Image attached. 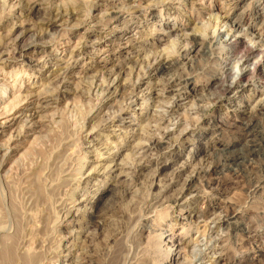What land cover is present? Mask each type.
<instances>
[{"label":"rangeland","instance_id":"obj_1","mask_svg":"<svg viewBox=\"0 0 264 264\" xmlns=\"http://www.w3.org/2000/svg\"><path fill=\"white\" fill-rule=\"evenodd\" d=\"M18 1L5 0L4 3L2 0L0 1V53L2 51L5 53L0 59V70L4 69L5 72L0 76H9V84L15 81L17 88L22 85L23 88L42 89L48 93H55L60 88L57 82V77L60 75H63L64 78L66 76L68 85L63 88L65 92L61 101L57 103L55 111L53 110L56 114V121L60 122H50V115H48L47 120L40 126L34 125L30 128L25 133L28 136L17 142L30 145V147L26 146L27 149L23 148L16 153L13 152L15 142L8 146L9 134H15L16 132H13L15 130L25 129L21 121L15 123L7 132H2L0 129V155L3 157L0 156V263L3 261L4 252L9 249L15 253H11L13 260L9 259L11 262L8 261V264H178L179 255L176 251L171 250L169 254L165 252V247L174 242L165 240L166 243H161L158 237L149 236L144 228L145 224H158L155 226L157 227L156 233L162 232L163 239L168 235L176 240V243L180 238L177 233L182 230V223L185 222L182 218L183 213L194 208L202 212H212L210 209L215 204H219L217 212H247L244 213V216L245 220L247 219L249 230H240L237 234H233L226 226L211 223L205 233L199 234L191 225L189 236L197 239L186 246L187 253L191 256V261L187 264H208L209 260H217V264H246L245 261L253 258L255 249L264 245V105L260 109L259 105H254L258 98L255 97L256 93L261 92L260 89L263 88V85L251 83L245 89H239L237 93H228V98L224 101H217L220 90L214 88L216 84L211 82L212 77L220 71L221 59L218 53L221 48L216 43L215 36L212 37V45L209 43L207 47L203 48L201 44H195L187 59L152 79L153 82L158 80L161 83L167 80L181 82L184 77L189 75L191 76L189 86L197 87L198 94L200 97L202 96L201 101H197V97L186 98V96L180 95L175 99L178 107L175 111H171L166 98H155L156 93H162L158 89L155 90V93L153 90L149 100L141 98L137 101L136 113L131 118L135 121L136 130L141 132L140 135H143H141L142 140L139 139L140 142L146 143L145 136L154 132L159 134L164 127L173 133L174 137L178 136L179 130L182 128L187 130L178 144L163 143L161 145L160 151L155 154V157L159 155V166L152 164L135 178H132L131 174L125 173L121 174L118 181L112 176H108L106 179L102 176L98 178L99 180L105 179L108 183L112 182L114 186L117 183L116 196L119 194L118 190L125 187L124 194L118 199L114 208L111 206L112 202L105 204L107 194L97 205V209L105 207L107 211L105 218H94L90 215L94 209L90 204H84V199L90 200L93 204L104 188L100 187L98 190V186L94 185L93 178L86 182V180L79 179L78 172L73 173L79 165L76 158L79 157L78 151L80 152V150H77V147L80 149V145L74 146L70 150L68 144L75 145L77 141L82 140L80 123L82 125L85 122V129H89L92 124L97 125V123L100 125L99 127H102L100 119L103 118V113L108 111L106 113L108 115H120V112L124 111L125 106L127 107L131 100L129 99V88L124 90L123 94L120 90L119 94L111 97L104 95L103 98H100L99 92L93 91V87L90 88L93 86L92 82L94 85L97 82L104 84L108 82L106 74L104 76L97 72L100 66L95 65L96 59L99 56H107L108 52L105 51L107 48L118 50L120 37L134 35L137 38L142 35L148 39L143 42L139 41L140 43L136 45L133 52L121 49L111 53L110 65L118 62L129 65V57L135 59L138 56H147L149 58L161 49L175 54L184 50L185 47H189L187 33L196 32L201 41H204L207 36H213V28L206 32L204 29L198 28L186 29L187 26L193 27V22L199 24L198 26L208 25L212 15L220 16L218 21L221 19L224 22L227 21L228 23L225 25L230 28H234L236 21L241 19L239 30L242 34L256 33L261 22L264 21V0H153L150 5L142 3L141 7H137L139 9L133 7L130 9L131 4L128 3L129 5L123 8L124 11L118 18L100 22L98 25L92 20L93 17L96 18L97 15L106 13L108 7L115 2L122 5L131 0H39L33 6L40 10L34 11L25 8L22 17L19 16L22 8L19 7ZM79 1L83 3L78 6ZM47 5H61L69 8L77 6L75 8L80 9L79 15L72 17L67 22L62 19L52 20L47 28L48 25H44L45 19L50 17V14L44 9ZM27 14L28 17H26ZM210 14H212L211 17ZM13 22L22 23L21 26L30 27L31 30L29 28L16 40L15 36L21 27L12 28ZM166 23L173 25L175 30L170 29ZM89 30H94L96 33L99 31L98 34L101 33L102 36L96 41L86 39ZM208 31L209 35L205 36ZM160 35H163L166 41H158L156 37ZM33 39L39 50L30 49L28 55L29 58L34 59L33 63L39 61L41 66H35L32 69L31 66L21 62H13L14 47L18 43H30ZM171 40L174 44L170 42ZM43 41L46 43L45 46L40 45ZM71 49H74L75 54H78V51H81L82 54L74 56L77 62L70 61L71 63L67 64L66 60L70 59ZM4 57L9 58L2 60ZM131 63H133L132 60ZM145 65V63L142 64L139 68L140 71L138 70L140 76L147 69ZM260 68L264 69V63L260 65ZM125 72L127 73L126 68ZM135 77V73L129 77L125 76L131 83L136 80ZM98 78L106 80V82L98 80ZM147 81L148 78L145 76L143 80L140 79L135 84L139 97L150 92L147 87L151 85L152 81L148 84ZM3 92L8 93L4 90L0 93L3 94ZM22 93H24L23 89ZM9 95L5 98L6 100H9ZM141 102L142 106L148 105V109L142 111L143 114L139 110ZM198 109H201L200 119L198 124L194 125L190 114L197 115L194 111ZM45 112L47 114L48 111ZM149 112L156 113L155 118L162 117L161 120L158 122L146 120V115ZM184 113L186 114L183 116ZM218 115H222L224 120L221 128L215 131L211 128L212 121L214 116ZM124 116L130 117L128 114ZM73 121L75 122L73 123ZM251 121L255 123L254 127L247 129L244 123ZM157 123L159 124L157 125ZM74 124L76 125L74 126ZM159 125L163 128L158 129ZM86 132L81 131L83 135ZM112 134L115 135L111 136L109 140L112 148L103 145L105 146L103 147L104 151L111 152L109 154L110 161L114 159V162H120L124 154L129 152V158L125 157L127 159L125 160L131 169L145 164V160L148 158L141 157L142 155L135 151H131L133 156L130 154V147L138 141V137H125L124 133L119 130ZM34 137H36L35 141ZM67 137L73 138V141L66 144L69 140ZM195 138H200L199 145L201 148L205 147L204 150L196 148L198 142ZM117 140L118 143H115L114 141ZM203 141L215 144V150L212 146H204ZM96 142H100V140H96ZM228 142L232 143V150H235L234 153L231 152L232 155L229 154L232 159L229 158L226 161L223 169L214 172L213 165L224 162L219 149ZM118 145H121L122 148H117ZM25 149L27 151L23 155L24 157L20 156ZM174 150H178L180 153L178 157L172 159L171 155ZM88 161L89 163L83 170V179H86L89 168L92 166L90 158ZM123 162L125 161H121V163ZM159 169H162V172L158 175ZM200 171L202 173L198 174ZM118 172L116 171V173ZM70 178H74V180ZM190 181V188L187 189ZM256 185H259L258 192L254 190ZM94 195L95 197H93ZM74 199H77L76 207H73ZM70 206V210L73 212H68L65 215ZM165 206H168V216L161 219L158 215L159 212L155 211H159ZM77 208H79L78 212H76ZM181 209L183 210L180 211ZM141 210H144L145 216L143 215L140 222L128 225L124 216H135ZM70 220L74 222L69 223ZM165 229L169 231L165 232ZM70 231L71 234H69ZM254 264H264V257L259 256Z\"/></svg>","mask_w":264,"mask_h":264},{"label":"bare ground","instance_id":"obj_2","mask_svg":"<svg viewBox=\"0 0 264 264\" xmlns=\"http://www.w3.org/2000/svg\"><path fill=\"white\" fill-rule=\"evenodd\" d=\"M4 1L5 0H2V3H4ZM37 1H39V0H19L18 1L19 2L18 5H19V7L22 8L21 9V14H19V16L20 17L23 16L22 15V12H23V10L25 8L32 9L34 11H39L40 10L39 8L37 9V8H35L33 6ZM42 1H44V0H42ZM152 2H153V0H131L129 2H126V4H122V5L117 4V2H115V3H113V5L111 4L108 7L109 9H108V11H106V13H103V15H97V17L96 18L93 17L92 20L95 21L96 25H98L100 22L107 21V20H114V19L118 18V16L122 13V11H124L123 8L125 6H127V5H129V4H131V6H129V8L132 9V7L133 8L141 7L142 3H146V5H150ZM81 3H83V2L82 1H79L77 3V5L78 6L81 5ZM75 7H77V6H75ZM75 7L74 8H69V7H66V6L63 7L61 5H54V6L47 5L44 9H46V11L50 14V17H47L45 19L44 25L45 24L48 25L47 26V28H48L49 25L52 23V20L62 19V21H66V22L68 20H71L72 17L79 15L78 14V11L80 9L77 10ZM137 9H139V8H137ZM151 14H154V13L151 12ZM211 15L212 14H210V17H211ZM216 15L215 16L212 15L213 17H211V20L209 21L208 25L206 24L205 26H203V25L202 26H198L199 24L197 25L196 23L193 22V24H194L193 27L187 26V28H186V29L198 28V29H201V30L204 29L205 32L207 30H210V28L211 29L213 28V30H212L213 36H207V35H209V31H208L207 32L208 34L206 33V35H205V36H207L205 38V40L204 41H201L200 36H198L196 34V32L195 33H193V32L187 33L186 35L188 36L189 42H190L189 45L187 44L189 47H185L184 50L178 51L175 54L174 53L166 52L164 49H161V50H158V53H156L155 55H153L152 57H149V58H147V56L146 57H139L138 56V57H135V59H133L132 57H129L128 58V62L130 61L129 62L130 63L129 65L123 64V63H119V62L116 63V64H114V65H110V61H112V59L110 57L111 56V53L118 52L121 49H126L127 52H129V51L130 52H133V50L135 49V47H136L137 44H139L141 41L143 42L145 39H148L147 37H143L142 35L141 36H138L137 38L134 37V35H133L132 37H128V36L127 37L126 36L120 37V40L118 42V48H119L118 50H113V49H111V47L110 48H107V49H105V51L108 52L107 56H105V57L99 56L96 59V64L95 65L98 64V66H100V69L97 72L101 73V75L104 74V76L106 74V78H108V82L105 83V84L102 83V82L101 83H98L97 82V83H95V85L92 82L91 84L93 86L90 85L91 86L90 88L93 87L92 88L93 91L95 90L96 93L99 92V95H101L100 98H103L104 95H106L107 97H111V96H114L116 94L121 93V91H122V94H123V91L129 88L130 89L129 99H131V100L128 102L129 104L127 105V107L125 106L124 111L123 112H120V115H112V114H111L112 116L110 114L108 115V114H106L108 112L106 110L107 112L103 113L102 114L103 115L102 116L103 118L100 119V121H102V124L100 123L102 125V127H99L100 125L97 123V125L96 124H94V125L92 124L89 129H85V122L81 120V122H84L81 125V123L79 121H77V122L80 123L81 131L84 130V131H87V132H86V134L83 135V133H81V131H80V135H81V139L82 140L77 141L75 143V145L68 144L73 138L70 139V138L67 137V139H69V140L66 142V144H68V148L70 150H72V148H74V146L76 147L77 145L78 146L80 145L79 146L80 149H78V147H77V150H80V152L78 151L79 157L76 158L79 161V163H78L79 165L76 164V165H78V168H76L73 173L78 172V175L80 174V177L78 176L79 179L80 180H86V182H88L91 178H93L94 183H95L94 185H97L98 186V188H97L98 190L100 189V187H103L104 188L103 189L104 191L101 193L100 196L96 197V199H95V201H94L93 204H92V202H90V200H87V199L86 200L84 199V201H83L84 204L85 203L86 204L88 203L94 209L93 211L91 210L92 212L90 213V215L93 216L94 218H103V217L105 218V216H106V212L107 211L105 210V207L104 206H103L104 208H101V209L98 208L97 209V205L100 203V201L102 200V198H103L104 195L107 194V197L105 198V200H106V203L105 204H110L112 202L111 203V206H112V208H114L115 204H117V202H118V199H120V197L125 192V189H124L125 187H124L123 189L118 190L119 191V194H118V196H116V191H117L116 189H117V186H118L117 183L114 186L112 182H110V183L106 182L105 181L106 177L112 176L113 179H116L118 181L119 178H121L120 177L121 174L122 173H125V174H129V175L131 174L132 178H135V177L139 176L141 174V172L145 168H147L148 166H150L152 164H155L156 166H159V155H156V157H155V154H157V152L160 151V149L162 147L161 145L163 143H169V145L170 144L173 145L174 143H177L178 144L179 141L182 140L181 137H183V134H184L185 130H187L186 128H184V129L182 128L181 130H179L178 136L176 135V137H174L175 135L173 136V133H171L167 128L165 129V127H164V129H162L163 127L161 128V126L159 125L158 129H162V132L161 133L157 134L156 132H154V133L149 134V135L147 134L148 136H145L144 137L146 143L140 142L139 139L142 140V136L143 135L141 134L142 135L141 136L140 135L141 132H139L138 130H136L135 121L131 117L134 116V114L136 113L137 101H139V99H141V98H143V100H149L151 98L150 97V94L153 92V90H154V93H155V90L157 91V89H158V91L160 90L162 93H159V92L156 93L155 98H158V99L160 97H161V99L166 98V101L170 104L168 107L171 108V111H175L176 107H178V103L176 102L175 99H176V97H178L180 95L186 96V98L189 97V96L192 97V98H196L197 97L196 98L197 101H201V97L202 96L200 97V95L198 94L197 87H195V86L194 87H190L189 86L190 85L189 84V80L191 79V76H189V75H187L186 77H184L183 81H181V82H178V80L177 81L176 80H167L166 82L161 83L158 80L157 81H154V82L152 80L153 78H156V76H159L160 74H164L166 71L171 70L174 66L178 65L180 61H183L184 59H187V57H189V54H190L191 49L194 47L195 44L196 45H197V43L198 44H201V46L203 48H205V47H207V44H209V43H211V45H212V43H213L212 37L214 38V36H215L216 43H218L220 45L221 51H219L218 56L221 59V62H220L221 63V67H220L219 73L212 77V82H211V83L216 84V86L214 88H216V89L218 88L220 90V94L217 97V101H219V102L224 101L226 98H228L227 97L228 93H230V92H236L237 93V92H239V89H245L251 83H255V84H259L260 83L261 85H263V88L260 89L261 92H257L256 93V96L255 97H258V98L255 100L256 103L254 105H256V106L259 105V109L262 108V106L264 105V69H261L260 68V65L264 63V21L261 22V26L259 27V30L256 33H254V32H252V33L247 32L248 34H245V33L242 34L240 32V30H239L240 27H241L240 26L241 25L240 24L241 19H239L238 21H236V23L233 26L234 28H230L227 25H225V24L228 23L227 21L224 22L223 19H221V21L220 20L218 21V19H219L220 16H216ZM80 16H81V13H80ZM26 17H28V14H27ZM78 18H79V16H78ZM24 20H26V19H24ZM21 21H23V20H21ZM13 23L14 24H13L12 28L21 27L19 29V33L15 36L16 40L18 39L19 35H22L26 31H28L29 28H30V27L29 28H26V27L21 26L22 23H20V24H17V22H13ZM166 25H168L170 27V29L175 30L172 27L173 25L171 26V24H169V23L168 24L166 23ZM30 30H31V28H30ZM201 30H199V31H201ZM98 33H99V31H98ZM98 33L94 32V30H89L88 33L86 34V39L95 40V41H96V39L99 40L100 39L99 37L102 36V34L101 33L98 34ZM153 38L155 39V37H153ZM156 39H158V41L160 40L161 42L163 40H165L163 35L157 36ZM170 42H172L174 44V42L172 40ZM34 43H35V41L33 39L32 42H30V43H24V42H22V43H18L16 46L14 45L15 47H14V55L12 57V61L13 62H21L24 65L31 66L32 69H34L35 66H41V64H39V61L37 63H33L34 59L33 58H29V55H28V52H29L30 49H32V50H39V49H37V47L35 46L36 44H34ZM45 44L46 43L44 41L42 43H40L41 46H45ZM74 47H77V46H74ZM4 54L5 53L3 51L0 53V59H1V57L4 56ZM78 54H82V52L81 51H78ZM78 54H75L74 49L73 50L71 49V51H70V59L68 58L69 60H66L67 64L71 63L72 61L73 62H77L76 59H75L76 57L74 58V56L75 55H78ZM209 55H211V54H209ZM9 56H11V55H9ZM8 58L9 57H6V58L4 57L2 60H8ZM131 60L133 61V63H131ZM205 61H206V59H205ZM144 63L146 64L145 66H147V69L140 76V73L138 72V70H139L140 66L142 64H144ZM125 68H126L127 73L125 72ZM4 72H5L4 69L0 70V75L1 74H4ZM46 72H47V70H46ZM125 73H126V75H125ZM134 73L136 74V77H135L136 80L131 83V82L128 81L127 78H125V76L128 75V77H129V75H132ZM39 75L42 76L41 74H39ZM53 75H54V73H53ZM145 76L148 78L147 84L150 83V81H152L153 83L151 82V85H149L147 87L148 91H150V92L147 91L149 94L146 93V95H144L142 97H139V94L136 91L137 90V87L135 86V84H137V81H139L140 79L143 80V78H145ZM47 78H49V77H47ZM65 78H66V76H65ZM65 78H64L63 75H60V77H57V79H58L57 82L59 83L60 88L55 93H51V92L48 93V91L47 92H44V91H42V89H40V90H34L32 88H29V87H27L29 89H27L25 87L23 88L22 85H20L19 88H17V83L15 81L12 82L11 84H9V79H10L9 76L8 77L0 76V92L3 91V90L8 92V93L3 92V94L0 93V129H1L2 132H5V131L7 132L15 123L20 122V121L24 124L23 126L25 127V129H22V130L19 129V130L13 131V132H16L15 134H12V133L9 134L10 136H9V139H8V146H10L11 144H14V142H15V146L13 147V152L18 153L20 150H23V148H26L27 149L28 147H30V145H28V144H25V143L21 144V143H17V142H20V140L23 137H27L28 134L25 135V133L30 128L34 127V125L40 126L42 122L46 121L47 120L46 117L48 115H50V118H49L50 119V122H52V123H59L60 122L59 120H58L59 122L56 121V118H55L56 117V114L54 112L55 111L54 109L56 108L57 103H59L61 101L62 95L65 92L63 90V88L66 85H68V79L66 80ZM102 79H104V78H102ZM102 79H99L98 78V80H102ZM102 81H105L106 82V80H102ZM80 83H82V82H80ZM214 84H213V86H214ZM57 88H58V85H57ZM22 89L24 90V93H22ZM92 89H90V90H92ZM142 93H143V90H142ZM8 94H10L9 95V100H6L5 98L7 97ZM127 95H128V93H127ZM15 101H17V102L16 103H13ZM192 101H193V99H192ZM248 101H250V100H248ZM140 105H141V107L139 108V110H141V113H142V111L144 109L145 110L148 109V105H146V104L144 105L143 104L144 106H142V102H141ZM112 107H114V106H112ZM168 107H167V109H168ZM109 108H111V107H109ZM45 111H48L47 114H46ZM110 111H112V110L110 109ZM200 111H201V109H198L197 111L195 110L194 112L197 113V115H195V116H192V114H190L191 115V119H192L194 125H195V123L198 124V122H199V119H200L199 115L201 114ZM194 112H192L193 115H194ZM252 112L254 113V111H252ZM114 113H116V112H114ZM189 113H191V112H189ZM125 114L130 115V117H125L124 116ZM155 114L149 112L148 115H146V120L149 119V121L150 120L151 121L152 120H156L157 122L160 121L162 117L155 118ZM185 114L186 113H184L183 116ZM249 118H251V117H249ZM187 120H188V118H187ZM223 120H224V118H223L222 115L214 116L213 121H212L213 124H212V127L211 128L213 130H215V131L219 130L221 128V124L223 123ZM252 121H255V120L252 119ZM252 121L251 122L244 123L246 125L245 127L247 129H250L255 124ZM74 122L75 121H73V123ZM159 123L161 124L162 122H159ZM159 123H157V125ZM193 124L191 123V125H193ZM75 125L76 124H74V126ZM53 126H56V125L53 124ZM113 127H118V128L117 129H115V128L113 129ZM116 130H119V131L123 132L124 135H125V137H138V141H136L130 147L131 148L130 154L131 153L133 154V152H131V151H135V153H140L142 155L141 157L148 158V159L145 160V164L144 165H142L141 167H138V168L135 167V168L131 169V167H129L127 165V163H126V160L127 159L125 158V157H128L129 158V155H128L129 152L125 153L124 154V157H122L123 159L121 161H125L123 163H121V161L120 162H114V159L111 160V161L109 160L110 159V155L109 154L111 152L104 151L103 147H105V146L111 147V145L109 144L111 141H109V140H110V137L113 136L112 133L115 132ZM35 139H36V137H34V141H35ZM195 139L198 142V144L196 145V148L198 150H201V149L204 150L205 147L201 148V146L199 145V142L201 143L200 138H195ZM96 140H100V142H96ZM114 142L115 143H118V140L117 141H114ZM180 144L181 145H184L183 143H180ZM103 145H105V146H103ZM203 145L204 146H207V147L212 146V147H214V150H215V144L213 145L211 142H204ZM26 146H28V147H26ZM120 147H121V145H118L117 148H120ZM232 148H233L232 143L231 142H228V143H225V145L223 146V148L219 149L221 151V153H222L221 155H222V159L224 160V162L223 163L220 162V163L214 164L213 165V168H212L214 172L217 171L218 169H221V168L223 169L224 168L223 166L226 165V161H228V159L230 158V155L229 154L232 155L231 152H233V153L235 152V150H232ZM26 149L23 151V153H21L20 156H23L25 154V152L27 151ZM36 149H37V147H36ZM178 150H174L172 152V155H171L172 159H175L176 157L179 156V153L180 152ZM75 151H74V153H76ZM105 154H107V155H105ZM131 155H130V157H131ZM234 157H235V155H234ZM89 158H90V161L92 162V166L89 168V171L87 173L86 179H83V177H82L84 175L83 174V170H84L85 166L89 163V161H88ZM230 159H232V158H230ZM128 160H130V159H128ZM234 161H235V159H234ZM32 162H34V161H32ZM116 171H119V172L116 173ZM158 171H159V173H158V175H159V174H161L162 169H159ZM201 171H202V169H201ZM201 171L198 172V174H201L202 173ZM37 173H38V171H37ZM74 176H75V174H74ZM100 176L105 177V179L99 180L98 178ZM70 179H73L74 180V178H70ZM68 181H71V180H68ZM63 183H65V182H63ZM78 184H80V183H78ZM190 185H191V181L188 182L187 189L190 188ZM254 190L258 192L259 191V185H256L255 188H254ZM72 194H73V192H72ZM93 197H95V195ZM77 199H74L73 200V203H74L73 204L74 205L73 207H76ZM35 208H37V207H35ZM218 208H219V204H215L214 206L211 207L210 210L212 212H202V211H199V209L197 210L195 208L194 209H189V210H186L185 209L186 211L183 213L184 215L182 217L185 222L182 223V230L179 233H177L180 236V238L178 239V241L176 243H175L176 240H174L170 236L166 235L165 238L163 239V237H162L163 236V233L162 232H159L158 231L159 233L158 232L156 233V231H157L156 228L157 227H155V226L158 225V224H155V223H154L155 225L153 223H150V224L149 223H146L145 224L143 222L145 224L144 228L147 230L148 233L147 232L146 233L149 236H152L153 235V237L154 236L158 237V240H160L161 243L162 242L163 243H166V242H174L170 246H167L166 245L167 247H165V249H166L165 252L169 254L171 252V250L172 251L173 250L176 251L177 255H179L178 264H187L189 261H191V256H190V254L187 253L186 246H187V244H189L191 242H194L197 239L195 237H190L189 236V230H190L189 227L191 225H193L195 227L197 233H199V234H202V232L205 233L206 228L209 227L211 223H215V224H217L219 226H226L228 228V230L231 233H233V234L234 233L237 234V232H239L240 230H242V231L245 230V229H248L249 230V226H248V224L246 222L247 219L245 220V216H244L247 212L246 213L244 212L245 214L243 212H217V209ZM70 209H71V206L66 211L67 213L65 215H67L68 212H73ZM167 209H168V206H165V207H163V209H159V211H155V212H159L158 213L159 217L161 219H165L168 216ZM182 210L183 209H181L180 211H182ZM78 211H79V208L76 209V212H78ZM143 211L141 210L136 215L133 214L135 216H130V215L126 216L125 215L124 218H126L128 225H129V223L130 224H133V225H135L136 223L138 224L140 222V220L143 218V215H144L143 214ZM42 215H43V213H42ZM155 215H157V213ZM156 220L158 222V219H156ZM72 222H74V221H71V220L69 221V223H72ZM68 226H70V225H68ZM167 231H169V230L165 229V232H167ZM71 233L72 232L70 231L69 234H71ZM165 240H166V242H164ZM84 243H85V241H84ZM158 244H160V243H158ZM11 247H12V245L10 246V248ZM8 248H9V246L7 247V249ZM11 253H15V252H13V250L10 251L9 249L6 250V252H4V255L2 257L3 258V261L0 264H6L9 261V259L11 260L12 259ZM25 253H24V255H25ZM254 253H255V255H254L253 258L248 259L247 261H245L246 264H254L255 263V260L258 259L259 256H263L264 257V245L263 246H258L255 249ZM35 256H37V255H35ZM255 256H257V257L255 258ZM31 257H32V255H31ZM42 257H43V255H42ZM15 259H16V257H15ZM27 260H28V258H27ZM9 262H11V261H9ZM14 262H15V260H14ZM212 263L217 264L218 262H217V260H209V263L208 264H212Z\"/></svg>","mask_w":264,"mask_h":264}]
</instances>
